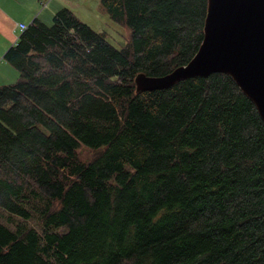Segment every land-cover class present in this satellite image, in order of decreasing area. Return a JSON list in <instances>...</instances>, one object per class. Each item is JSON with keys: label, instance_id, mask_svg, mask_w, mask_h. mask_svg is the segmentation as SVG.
I'll use <instances>...</instances> for the list:
<instances>
[{"label": "trees", "instance_id": "16d2710c", "mask_svg": "<svg viewBox=\"0 0 264 264\" xmlns=\"http://www.w3.org/2000/svg\"><path fill=\"white\" fill-rule=\"evenodd\" d=\"M130 31L121 48L63 7L34 18L4 60L0 264H264V121L224 73L136 91L186 65L208 0H101ZM85 145L102 148L89 162Z\"/></svg>", "mask_w": 264, "mask_h": 264}, {"label": "water", "instance_id": "95a60500", "mask_svg": "<svg viewBox=\"0 0 264 264\" xmlns=\"http://www.w3.org/2000/svg\"><path fill=\"white\" fill-rule=\"evenodd\" d=\"M230 75L264 121V0H208L204 37L188 64L135 78L136 91L162 90L191 77Z\"/></svg>", "mask_w": 264, "mask_h": 264}, {"label": "rangeland", "instance_id": "374dc122", "mask_svg": "<svg viewBox=\"0 0 264 264\" xmlns=\"http://www.w3.org/2000/svg\"><path fill=\"white\" fill-rule=\"evenodd\" d=\"M50 0H38L39 10L44 11L47 8V4ZM66 7L74 11L80 19L92 27L95 31L100 33H105L108 41L117 48L124 46L130 37V31L123 25L115 22L108 12L102 6L101 0H57L52 6L46 10L53 16H48L47 13L42 15L43 22L46 25H52L53 17L61 8ZM46 8V9H45ZM44 9V10H42ZM22 33L21 30L18 31V34H15L14 42ZM11 47V46H10ZM9 47V48H10ZM8 48V49H9ZM4 52L2 57L5 55ZM14 70L18 76L15 80L19 79V72L16 68L11 65H8ZM16 77V76H15ZM102 148H90L85 145H82L78 151L80 153V159L84 162H89L92 158L101 151ZM46 201L40 198H37L32 203H28V208L31 212V217L28 220L22 219L17 215L10 214L2 209H0V219L4 222L12 231H18L23 229H34L40 234H45L47 232H56L62 233L61 229L58 230H46L42 222L43 212L45 210Z\"/></svg>", "mask_w": 264, "mask_h": 264}, {"label": "crops", "instance_id": "0c3cea01", "mask_svg": "<svg viewBox=\"0 0 264 264\" xmlns=\"http://www.w3.org/2000/svg\"><path fill=\"white\" fill-rule=\"evenodd\" d=\"M56 1L50 0L46 8ZM38 10V0H0V86L14 83L13 80L18 76L10 66H7L4 56L2 57L4 52L16 43L17 39L14 42V38L19 31L18 25L24 23L28 26L36 17L43 21L41 17L44 13L53 16L44 9Z\"/></svg>", "mask_w": 264, "mask_h": 264}, {"label": "built area", "instance_id": "2783aa9c", "mask_svg": "<svg viewBox=\"0 0 264 264\" xmlns=\"http://www.w3.org/2000/svg\"><path fill=\"white\" fill-rule=\"evenodd\" d=\"M27 27L28 26L26 24H24V23H20L18 25V29L21 30L22 32H24L27 29Z\"/></svg>", "mask_w": 264, "mask_h": 264}]
</instances>
